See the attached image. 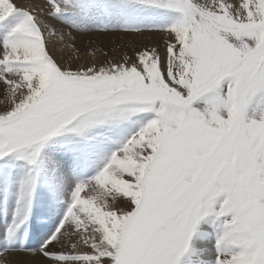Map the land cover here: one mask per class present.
<instances>
[{"label": "snow or ice", "instance_id": "snow-or-ice-1", "mask_svg": "<svg viewBox=\"0 0 264 264\" xmlns=\"http://www.w3.org/2000/svg\"><path fill=\"white\" fill-rule=\"evenodd\" d=\"M0 264H264V0H0Z\"/></svg>", "mask_w": 264, "mask_h": 264}]
</instances>
